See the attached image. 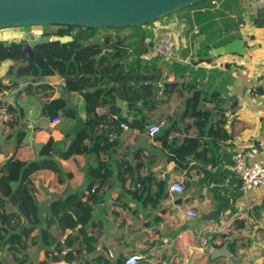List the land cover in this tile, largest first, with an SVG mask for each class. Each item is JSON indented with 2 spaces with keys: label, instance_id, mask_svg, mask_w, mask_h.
Here are the masks:
<instances>
[{
  "label": "crops",
  "instance_id": "0c3cea01",
  "mask_svg": "<svg viewBox=\"0 0 264 264\" xmlns=\"http://www.w3.org/2000/svg\"><path fill=\"white\" fill-rule=\"evenodd\" d=\"M216 1L215 5L204 1L186 6L154 21L152 28L145 27L153 32L147 45L164 30L173 31L176 39L170 57L146 61L151 65L149 73L160 72L157 82L161 93L155 92L156 99L164 100L150 112L166 118V126L154 141L145 133L141 135L140 127L127 125V130L121 128L113 134L114 145L99 156L110 171L102 196L98 193L88 200L85 180L69 185L64 192L52 190L48 180L44 181L41 188L45 197L38 204L39 223L31 234L33 240H28L27 264H41L45 249L52 255L50 234L61 249L54 251L55 261L50 259L44 264H120L133 251L142 256L139 264H183L191 247L204 249L197 252L193 264H264V187L242 192L237 186L239 179L229 169L235 145L264 139V27L252 21L257 16L252 0ZM237 38L244 41L243 53L215 54L216 48ZM11 65H0V79L16 81V86L2 92L0 102L16 108L17 114L9 119L25 130L26 146L35 150L49 138L62 148L67 146L85 117L81 93L67 89L58 74L36 77L33 70L18 78L3 75L1 72ZM163 79L170 86L168 90L165 84L161 87ZM119 88L121 92H115V96L110 93L113 101L100 107L99 113L108 114L110 107H119L121 114L140 118L133 116V99L122 86ZM255 89L262 94L249 93ZM196 90L201 92L197 108L210 110L212 120L223 113L230 138L215 147L204 137L210 147L204 155L206 163L201 165L200 159L195 162L199 156L188 157L191 163L180 169L166 159L170 151L161 140L167 135V144L178 146L199 134L192 125V110H187V101ZM62 106L73 110L75 119L64 117ZM2 115L0 164L13 155L15 146L14 129L9 128L8 115ZM55 117L60 121L53 124ZM259 158L264 159V153ZM55 159L64 173L72 170L66 160ZM137 159L143 165L137 167ZM123 161L132 167L125 170ZM96 163L95 155L89 154L80 169ZM205 169L215 173L211 180H205ZM164 172L183 181L182 193L162 196L167 192L166 182L156 191ZM145 185L154 191L146 198ZM238 201L243 203L242 217L234 207ZM188 208L196 212L195 218L185 214ZM223 244L228 251L225 256L213 257L207 251L209 246L219 248ZM0 253L5 264H11V259L14 264L12 254ZM38 255V262L33 263Z\"/></svg>",
  "mask_w": 264,
  "mask_h": 264
},
{
  "label": "trees",
  "instance_id": "16d2710c",
  "mask_svg": "<svg viewBox=\"0 0 264 264\" xmlns=\"http://www.w3.org/2000/svg\"><path fill=\"white\" fill-rule=\"evenodd\" d=\"M202 2L204 1L198 3ZM154 21L139 26L110 27L105 29L107 32L100 37L99 41L91 43L87 41L99 32V28L60 25L61 30L42 34L52 35L53 38L47 43L35 46L33 60L29 64H22L20 71L30 73L36 69L38 76L61 75L67 89L77 91L83 96L85 117L82 127L75 132L67 146L62 148L59 143L50 138L35 150L26 146L25 130L22 126L17 127L18 124L10 120L17 114L16 108L0 102V115H8V125L9 128L14 129L15 137L13 155L0 164V252L8 251L12 254L14 264H27L28 240H33L31 234L39 223L38 204L45 197V192L41 188L43 182L48 180V186L52 190L64 192L69 185L76 186L85 180L88 181L86 186L88 200L98 193L102 196L107 189L110 171L106 162L100 160L99 156L114 145L113 134L121 129L119 126L121 123L130 127H139V122L143 118V109L150 112L164 101L162 98L156 99L157 93L152 85V77L146 72L151 65L141 57L146 50L148 39L153 37L152 30L145 27ZM252 21L256 26L264 27V14L254 16ZM24 26L29 27V25ZM125 28H130L131 31L121 34ZM22 42V40L9 43L0 41V65L6 62H25V53L21 50ZM138 83L144 84L145 91L142 96L137 93L141 90ZM110 85H116L118 91H121L119 86H122V90L127 86L129 92L135 93L132 98L134 101L132 111L133 116L140 115V118H130L129 114H121L119 107H110L108 114L99 113L100 107L110 105L113 101V97L110 96ZM14 86L16 82H5L0 79V93ZM169 87L165 84V90ZM125 91L127 92L126 89ZM250 91L249 93L253 95L254 93L262 94L261 90ZM200 95L201 92L196 90L187 101V110L188 108L192 110V125L199 132L196 138H186L178 146L167 144V135L161 140L163 147L170 151L166 159L173 161L175 167L180 169L188 166L191 159L197 156L199 158L195 162L200 159L201 165L206 163L204 155L210 147L204 137H208L215 147L230 138V134L224 127L223 113H220L219 119L212 120L210 110L197 108ZM60 109L64 117L75 119L76 114L73 110L65 106ZM107 116H111V119L108 120ZM95 125H98L97 128ZM89 154L95 155L97 163L95 166H88L86 170H81L80 167L85 164L86 156ZM56 157L70 163L72 170L64 173ZM188 157L192 158L187 159ZM123 164L125 170L132 167L126 161H123ZM135 165L139 167L143 165V162L137 159ZM136 166L133 168H137ZM204 174L206 181L211 180L215 175L206 169ZM156 185V191H158L163 189L164 182L159 181ZM145 186L147 191L144 198L154 194L148 185ZM237 186L240 187L239 180ZM166 195L167 192L162 194V196ZM49 237L50 244H54V250L51 252L52 255L50 250L42 251L45 257L40 261L41 264L50 259L55 261L56 256L53 253L60 252L61 249L51 234ZM0 264L5 263L0 260Z\"/></svg>",
  "mask_w": 264,
  "mask_h": 264
},
{
  "label": "water",
  "instance_id": "95a60500",
  "mask_svg": "<svg viewBox=\"0 0 264 264\" xmlns=\"http://www.w3.org/2000/svg\"><path fill=\"white\" fill-rule=\"evenodd\" d=\"M205 0H0V29L6 27H18L24 25H73L92 28H121L129 26L144 25L169 15L181 8ZM51 35H42L21 43V50L25 53V64L33 60V48L39 44L52 40ZM64 39V37H63ZM244 41L241 38L216 48L215 54H240L244 52ZM152 77V85L155 91L161 93L158 85L160 72L149 73ZM166 79L162 81V89ZM138 95L142 96L145 88L143 83H138ZM127 94L133 98L135 93ZM107 108H104V110ZM3 142L0 134V144ZM190 253L183 264H193L197 252H203L201 248L191 247ZM207 251L213 257L225 256L228 253L226 244L222 247L213 248L209 246ZM0 253V260H2Z\"/></svg>",
  "mask_w": 264,
  "mask_h": 264
},
{
  "label": "built area",
  "instance_id": "2783aa9c",
  "mask_svg": "<svg viewBox=\"0 0 264 264\" xmlns=\"http://www.w3.org/2000/svg\"><path fill=\"white\" fill-rule=\"evenodd\" d=\"M216 2V0H210L212 5H215ZM252 5L257 15L264 14V0H252ZM29 34L31 38H39L43 33L37 30H31ZM175 46L176 39L173 31L164 30L154 43L146 46V50L141 57L144 61H151L154 58L161 57L168 58L172 55ZM1 97L2 94L0 93V99ZM59 121L60 118L55 117L52 123L56 124ZM119 126L123 130H127V124L121 123ZM165 126L166 120L160 119L147 125L145 134L151 141H154ZM263 153L264 139L251 142L247 145L237 144L232 149L229 169L239 179L240 190L242 192L264 187V159L259 158V155ZM160 181L167 183V196L169 197L184 191L183 181L179 177H173L167 172H164L160 174ZM234 207L239 214L238 217H242L243 203L238 201ZM185 214L190 218L197 216L196 212L191 208L186 209ZM210 231L213 230L210 229ZM141 258V254L133 251L127 254L120 264H139Z\"/></svg>",
  "mask_w": 264,
  "mask_h": 264
},
{
  "label": "rangeland",
  "instance_id": "374dc122",
  "mask_svg": "<svg viewBox=\"0 0 264 264\" xmlns=\"http://www.w3.org/2000/svg\"><path fill=\"white\" fill-rule=\"evenodd\" d=\"M169 15H166V16H169ZM161 18H164V17H161ZM153 26H154L153 23L152 24L149 23V25H148L149 28H152ZM61 29H62V27L60 25H47V26H40V25H31L30 26L29 25V27H25V26L12 27V26H10V27H6V28L0 29V41L5 42V43H9L11 41L19 42L21 40L24 41V40L32 39L30 37V34H29V32L31 30H37V31H40L42 33H45V32L55 33L57 30H61ZM105 29H108V28H99V32H97L96 35L94 36V38H95L94 41H99L100 40V37L103 36L106 33V30ZM130 31H131L130 29H123V31L121 32V34H126V33H129ZM11 36H13V37L11 38ZM155 59L156 58H154L153 60H155ZM157 59H159V58H157ZM22 64H25V62L16 61L15 63H13V65L10 66V69L9 70L7 69L6 72L3 71L1 73L3 75L4 74H9V75L13 76L14 78L21 77L22 73H21L20 69H21ZM236 65L241 67V65H238V64H236ZM34 72H35L34 75H36V77H37L38 76L37 70L34 69ZM38 77H40V76H38ZM21 81H19V82H21ZM115 86L116 85H110V87H109L111 89L110 90L111 91L110 93L114 94V96H115V92H121V91H118L117 90V87H115ZM127 102H128V100H127ZM119 103H121V102H119ZM2 116L0 118H4V115H2ZM160 119H165L166 120V118H162L161 116L160 117L153 116V114L151 112H147L145 110L144 113H143V118L139 122V125H140L139 127L141 129L140 130L141 131L140 132L141 135H143L145 133V129H146L147 125H149V124H151V123H153L155 121H158ZM0 123H1V121H0ZM4 123L5 122L3 121V124L2 125H4ZM14 148H15V146H14ZM119 154H120V152L117 151V156H119ZM9 209H11V208L9 207ZM40 257L41 256L38 255L35 259H33L32 262L33 263L38 262V260H39ZM12 263H13V261L11 259V264Z\"/></svg>",
  "mask_w": 264,
  "mask_h": 264
}]
</instances>
